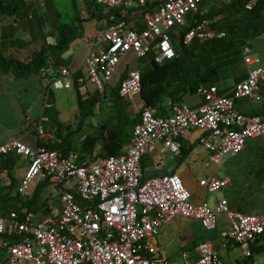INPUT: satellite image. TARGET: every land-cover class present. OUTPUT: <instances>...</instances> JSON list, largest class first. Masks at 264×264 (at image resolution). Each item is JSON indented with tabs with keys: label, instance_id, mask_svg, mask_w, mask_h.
Listing matches in <instances>:
<instances>
[{
	"label": "built area",
	"instance_id": "obj_1",
	"mask_svg": "<svg viewBox=\"0 0 264 264\" xmlns=\"http://www.w3.org/2000/svg\"><path fill=\"white\" fill-rule=\"evenodd\" d=\"M102 7L106 26L87 39L90 45L84 64L95 91L110 100L113 80L119 77V95L137 107L141 70L120 68L124 58L141 61L153 53L162 64L179 57L175 43L189 46L228 37L226 30L213 21L201 19L206 13L202 0H161L150 9L152 0H87ZM220 3L230 0H217ZM264 0H248L252 11ZM143 21L140 28L138 21ZM247 77L228 93L215 85L201 84L196 94L202 104L192 108L166 100L160 109L141 103L139 121L131 142L118 154L93 160L71 151L32 148L19 139L0 143V162L9 155L25 157L29 166L17 191L30 197L40 183L54 188L61 203L56 214L37 216L25 208L0 215V264H171L159 255L158 239L162 229L175 219L200 222L216 231L221 216L228 224L221 249L238 247L241 257L235 264H257L254 248L264 235V211L244 214L230 207L227 199L214 207L207 201L195 203L192 193L178 173L145 176L142 167L150 149L161 144L178 155L180 139L192 130L205 132L199 144L209 152L207 165H219L223 158L244 150L248 140H264V119L245 114L238 103L252 98L264 81V58L250 49L244 51ZM42 69V78L49 76ZM74 74L57 67L46 89H72ZM51 107V105H48ZM38 138L46 136L43 126L36 127ZM228 177H202L199 185L209 194L228 187ZM182 264H227L209 240L200 242L192 255L181 251Z\"/></svg>",
	"mask_w": 264,
	"mask_h": 264
},
{
	"label": "crops",
	"instance_id": "obj_2",
	"mask_svg": "<svg viewBox=\"0 0 264 264\" xmlns=\"http://www.w3.org/2000/svg\"><path fill=\"white\" fill-rule=\"evenodd\" d=\"M211 1L212 3L206 6L215 4L214 0ZM152 2L150 5L154 6L155 2L160 3L161 0H152ZM75 3H77L76 0H71L69 12L72 10L75 13ZM30 5V3L26 2L22 5V7L24 6L23 8L19 5L20 9L18 13L13 16L0 14V53L6 58L16 59L24 64L29 63L34 53L38 52L44 45L58 43L60 38L58 26L63 25L59 13L56 16L59 21H55V26L49 23L50 18L48 15H50L51 10L52 12L58 10L59 5L57 2L54 1V3L47 6L38 4L32 8ZM83 9L79 8L77 4L78 14ZM99 9L97 14L104 15L103 9ZM22 13H24L23 16H21ZM79 16L81 17V15ZM105 17L104 15L102 19L96 18L95 20L85 21L82 25L79 23L72 24V26H82L83 35L79 38L81 42L86 44L87 49L89 44L86 40L92 38L106 26ZM87 22H90L92 25L87 27ZM138 24L140 28L143 27V21L139 20ZM77 38L70 43L67 52L71 48H75ZM259 40H264V37L247 41L245 50L250 49L258 53L253 47ZM88 52L86 50L85 56H87ZM262 57L264 58V55ZM66 59L68 60V58ZM65 61L64 57H62L60 64L66 66ZM47 63L49 65L48 70L50 71L47 78H42L39 73L18 77L12 71H0V143L11 139H19L32 148L45 147L55 142L61 144V139L70 130L76 128L80 119V108L77 102V95L75 102L71 93V90L76 91V89L66 90L64 93L66 96L65 100L58 99V95L53 92L65 89L51 90L50 95L46 96V89L50 79L56 74L57 67L60 65H57L51 57L48 58ZM72 73L75 74L76 71ZM246 77L247 72L243 78H240V81ZM115 78V82L113 80L114 87L119 85V77L116 76ZM238 82L232 84L231 88L227 90L214 85L220 89L221 93H228ZM79 83L84 84V79L80 78ZM85 89L86 86L84 84L80 89L81 93ZM193 96L199 97L197 94ZM199 98L201 99V97ZM136 100L139 104L144 102L141 97H137ZM183 102L181 99V103ZM125 103L129 105V103ZM201 104L199 103L197 106L191 107L197 108ZM48 105H51V107H48ZM134 107L132 108L135 109ZM238 108L245 114L259 115L264 119V81L260 83L259 92L250 99L240 101ZM40 124L46 133V136L42 139H39L36 133V127ZM83 128L84 126H82L78 133L83 131ZM205 134V132L200 130H192L187 133L180 139L181 150L178 155L163 149L160 143L152 147L142 162L145 176L178 173L190 189L192 201L195 203L207 201L214 207L220 200L227 199L232 209L244 214H259L264 211V140L260 138L248 140L244 150L239 154L223 158L219 165L208 166L209 152L199 144V138ZM76 135L73 137V140ZM197 147H200V149H197ZM57 150L61 151L64 156H67L71 151L76 152L72 148L68 152L66 149ZM82 156L90 157L87 155ZM97 158H104V156L92 159L95 160ZM11 160L14 163L9 167ZM28 166L29 160L27 158L15 155H9L0 162V215H5L8 211L14 209L6 207L5 203H13L17 198H19L20 202L27 203L34 196H37L36 204L30 207L24 205L22 208L37 216L56 214L61 210V203L56 196L55 190L47 182L40 183L30 197L26 198L18 193L17 188L25 177ZM212 175L221 178L228 177L231 179V183L228 187L222 189V191L209 194L205 188L199 185V180L202 177ZM168 228H170V231H168ZM202 229L203 227L198 221L182 218L175 219L171 225L162 229L158 242V257L169 260V254L164 250L165 256H162L160 250H163L164 245L170 240L169 234L172 231L175 235L174 237L180 236L177 251L188 248L185 251H189L193 255L197 245L200 243L199 241L205 239L212 242L227 264H235L239 257L233 263H230L226 255L228 250L239 248L230 247L227 250L221 249L224 233L221 235L219 232L215 233L214 236H207L203 234ZM214 232H217V230ZM263 246L264 235L259 238L255 248L259 249ZM255 254L256 260L258 254L263 255L262 258L264 259V251L255 252Z\"/></svg>",
	"mask_w": 264,
	"mask_h": 264
},
{
	"label": "trees",
	"instance_id": "obj_3",
	"mask_svg": "<svg viewBox=\"0 0 264 264\" xmlns=\"http://www.w3.org/2000/svg\"><path fill=\"white\" fill-rule=\"evenodd\" d=\"M248 0H230L229 2L220 3L214 0L211 6L210 12L206 13L201 19L213 20V18L220 14H233L237 18L234 21L226 22L224 25L217 27L226 30L228 37L223 40L211 41L206 43H199L194 41L191 45L186 46L181 42H176L175 47L179 57L170 61H166L162 64H157L153 61V53L148 55L149 69L147 71H141V90L140 97L146 103L160 109V113L163 112L162 103L166 100L181 103L182 94L186 91H193L196 94V89L199 85H214L211 84V80L216 77L217 69L210 67L205 72L202 69L205 59L215 52H225L233 47L234 43L238 45L246 46V42L255 38L264 37V1L259 2L252 11H247L245 5ZM24 0H0V14L13 16L16 15L20 9L19 5H23ZM89 4L90 2H86ZM211 0H203L200 3V8L203 9L208 4H211ZM92 4V3H91ZM154 6L150 5V9L153 10L158 2L154 3ZM93 5V4H92ZM24 11V10H23ZM75 19L79 24H83L85 21L79 16L77 11V3H75ZM20 15V14H18ZM17 15V16H18ZM24 13L21 14L23 16ZM97 19L104 18L103 14L94 15ZM58 32L60 35L59 41L56 44L44 45L38 52L34 53L29 63H22L16 59L6 58L0 53V71L8 72L12 71L16 76H26L33 73H39L42 69H48L49 65L47 60L51 57L58 65L62 62L63 55L68 51L69 45L77 37L83 35L82 26H72L68 23L58 26ZM211 44H213L211 46ZM62 65V64H60ZM58 65V66H60ZM74 87L76 89L77 102L80 108V119L75 129H72L67 135L61 139V144L46 145L48 150L66 149L70 151L73 145V137L80 131L84 121L90 117L93 113L92 109L97 102L104 97L100 95L82 99V93L80 89L84 84L79 83L80 72L74 74ZM111 101L113 100V108L118 115L119 121L125 120L126 126H131L129 133H123L121 125L118 126V130L112 137L109 147L106 148V153L101 156H109L118 154L124 149L132 140V131L134 126L139 121V114L134 119H129L126 114V103L119 95V85L111 88L110 92ZM123 123V122H122ZM87 144V141L84 142ZM65 147V148H64ZM14 161L9 162V167L13 165ZM37 201V196L27 203L20 202L19 198L15 199L13 203H5L8 208H14L13 210H19L26 205L27 207L34 206ZM18 203H20L18 205ZM6 208V209H8ZM5 214V213H4ZM255 252H263L264 246L259 249L254 248Z\"/></svg>",
	"mask_w": 264,
	"mask_h": 264
},
{
	"label": "rangeland",
	"instance_id": "obj_4",
	"mask_svg": "<svg viewBox=\"0 0 264 264\" xmlns=\"http://www.w3.org/2000/svg\"><path fill=\"white\" fill-rule=\"evenodd\" d=\"M54 1L58 3L59 7L57 11L55 10L54 12H52L51 10L52 16L51 12L50 15H48V17L50 18V24L55 26V21H59L57 20L58 17H56L57 13H59L61 21L63 23L66 22L69 25L76 23L78 24V22L75 21L76 14L74 13V11L71 10V12H69V8L71 7V0H41L40 2L39 0H24V2L31 4V8L35 7L38 4H44L45 6H47L48 4L54 3ZM85 1L88 2L87 0ZM85 1L76 0L78 7L84 8L82 12H79V15H81V18L84 21L95 20L96 17L94 15H96L97 12H99L100 10L99 8L102 7H95L96 5L94 6L91 3L87 4ZM44 9L46 10V8ZM203 10L209 13L211 10V6H205L203 7ZM236 18V15L227 13L215 16L212 21L215 22V26L220 27L226 22L234 21ZM89 25L92 24L90 22H87V27ZM85 45L86 44L81 42L80 38L78 37L75 48H71L69 52L63 55V57L66 60L65 64L71 73L75 71L80 72V77L84 79V84L86 86V89L82 93V99H89L97 95L99 96V94L95 91L93 84L90 82L88 77V69L87 66L84 64V61L86 59V50L89 51L90 48V45L88 49ZM212 45L213 44H211V46ZM233 45V47L226 50L225 52L211 53L205 59L204 64H202V69L204 72L212 66L217 69L218 72L216 77H214L210 82L211 84H215L219 88H224L225 90L230 89L232 84H235L236 82L240 81V78H243L247 72V68L245 67L243 62L244 50L246 48L243 47V45H238V43H234ZM253 49H255L256 52H258L259 54L264 55V40L257 41ZM252 52L254 53V51ZM66 58H68V60ZM147 60L148 58L142 59L141 61H138L137 59L131 61L128 56H126L123 62L121 63L119 70L120 68L126 67L128 69H140L142 72L147 71L150 67L149 62ZM115 80L116 78L114 79V82ZM66 90L68 89L59 92H53L58 95V99L65 100L66 96L64 93L66 92ZM71 93L76 102V91L71 90ZM192 95H194L193 91L184 92L182 94V100L184 101L183 103L187 104L190 107L197 106L199 103H202V100L199 97H192ZM136 98L137 97H134L137 104V107L135 109H133L131 105L126 104V114L129 119H134L139 114V112L137 111L139 103L137 102ZM112 104L113 100H106L105 98L100 99L99 102H97L95 107L92 109V115L84 121L85 124L83 125V131L78 133L73 140L74 144L72 149L74 151L79 152L82 155H87L92 158H96L106 153V148L109 147L115 130L119 129L118 126L121 125V131L123 133H129L131 126H126L125 120L122 121L123 123L119 121L118 115L114 111ZM85 141H87V144H84ZM197 149H200V147H197ZM227 226L228 224L226 222V219L224 216H222L221 220H219L217 232H208L204 228L202 229V231L203 234L207 236H214L215 233L219 232L221 235H223L222 233L227 231ZM168 231H170V228H168ZM169 236L170 240L164 245L163 250H160L161 255L165 256V250V252L168 253L170 256L169 260L171 264H182L180 255L182 250L177 251L180 236L174 237L175 235L172 233V231ZM204 240H201L199 242H202ZM184 249L187 250L188 248ZM237 257H241V252L239 251V249L235 248L233 250H228L226 258L230 263H233L237 259ZM262 257L263 255L260 254L256 256L257 260H255L257 264H264V259Z\"/></svg>",
	"mask_w": 264,
	"mask_h": 264
}]
</instances>
